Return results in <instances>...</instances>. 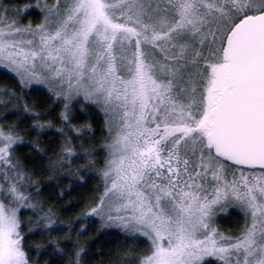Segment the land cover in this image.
<instances>
[{"label": "snow or ice", "instance_id": "obj_1", "mask_svg": "<svg viewBox=\"0 0 264 264\" xmlns=\"http://www.w3.org/2000/svg\"><path fill=\"white\" fill-rule=\"evenodd\" d=\"M14 2L0 0V264H86L73 233L92 219L124 237L107 264H264V0H37L38 23ZM230 209L241 222L223 230Z\"/></svg>", "mask_w": 264, "mask_h": 264}, {"label": "trees", "instance_id": "obj_2", "mask_svg": "<svg viewBox=\"0 0 264 264\" xmlns=\"http://www.w3.org/2000/svg\"><path fill=\"white\" fill-rule=\"evenodd\" d=\"M5 2H8V0H5ZM37 3V0H15L14 5L15 7H21L23 8L25 5H28L32 7V11L28 15L23 16V22H33L38 23L39 22V16L37 15V9H35L33 6ZM2 73H0V87H3L5 84H7L8 87H12V84L8 81H5L2 78ZM38 93L32 94V99L38 98ZM91 116V113H82L81 119L79 122L84 123L87 122L85 117ZM14 117H9L8 122H12ZM98 119V118H94ZM93 130L96 133L95 139L98 141L101 137L100 127L99 123L93 124ZM43 147L45 148H52L54 146H50L47 142V140L44 141ZM99 150V149H98ZM25 152L27 149L24 150ZM49 155H53L52 151L49 152ZM35 179H38L41 184H49V180L47 176H37ZM51 183H55V181H51ZM63 187L67 188V182L64 183ZM57 192H59V189H56ZM95 182L90 181L87 185L81 188H77L75 190L71 191L70 196L65 197V201L67 203H70L71 205H74L75 207L68 208V211H65V205L62 203H55L54 207L56 211L59 213L60 219L64 220L65 222L73 221L77 218L78 214L84 210L85 205L89 202V198L95 193ZM52 192L51 188L46 189L44 192L41 193V196L44 200L48 201L49 203H53V201L49 200V194ZM21 215H29L27 212H21ZM82 223L86 224L87 231L83 232L81 235L77 236L76 233H73V239H79L81 245H84L87 248L88 256L91 257V259L86 258V264H99V261L101 259L105 260V264H107V259L109 255L116 251V249L123 244L124 237L119 233L116 229H104L101 230L99 224L95 221V219L92 220H85L82 221ZM77 228H79V224L76 225ZM227 228H231L230 225L226 224ZM31 241L33 242H40L43 243V241L40 239L38 235L32 236ZM63 246V245H62ZM140 247H143V243H140ZM67 250V248H66ZM32 255L34 257L37 256L36 252H33ZM40 264H43V262L48 259L46 256L39 257Z\"/></svg>", "mask_w": 264, "mask_h": 264}, {"label": "rangeland", "instance_id": "obj_3", "mask_svg": "<svg viewBox=\"0 0 264 264\" xmlns=\"http://www.w3.org/2000/svg\"><path fill=\"white\" fill-rule=\"evenodd\" d=\"M239 222H241V215L236 209H230L227 213L221 214L218 218V225L223 230L231 229L234 224ZM226 224L230 225L231 228H227Z\"/></svg>", "mask_w": 264, "mask_h": 264}]
</instances>
